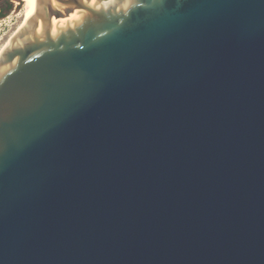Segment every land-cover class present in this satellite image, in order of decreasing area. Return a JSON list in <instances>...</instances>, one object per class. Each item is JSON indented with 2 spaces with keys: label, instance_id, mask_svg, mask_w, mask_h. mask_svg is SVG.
<instances>
[{
  "label": "water",
  "instance_id": "water-1",
  "mask_svg": "<svg viewBox=\"0 0 264 264\" xmlns=\"http://www.w3.org/2000/svg\"><path fill=\"white\" fill-rule=\"evenodd\" d=\"M35 3L0 50V264H264V0Z\"/></svg>",
  "mask_w": 264,
  "mask_h": 264
},
{
  "label": "rangeland",
  "instance_id": "rangeland-1",
  "mask_svg": "<svg viewBox=\"0 0 264 264\" xmlns=\"http://www.w3.org/2000/svg\"><path fill=\"white\" fill-rule=\"evenodd\" d=\"M24 4L25 0H11L8 4L9 9L3 12L4 16L0 17V48L20 23L24 14L22 12Z\"/></svg>",
  "mask_w": 264,
  "mask_h": 264
},
{
  "label": "bare ground",
  "instance_id": "bare-ground-1",
  "mask_svg": "<svg viewBox=\"0 0 264 264\" xmlns=\"http://www.w3.org/2000/svg\"><path fill=\"white\" fill-rule=\"evenodd\" d=\"M35 1L36 0H25V4L22 9V12H24V14L21 18V21L16 27V29L14 30V32L8 37L6 42L1 46L0 50L4 47V45L8 42V40L14 35L16 30H18L19 26L33 14V12L35 11V7H36Z\"/></svg>",
  "mask_w": 264,
  "mask_h": 264
},
{
  "label": "trees",
  "instance_id": "trees-1",
  "mask_svg": "<svg viewBox=\"0 0 264 264\" xmlns=\"http://www.w3.org/2000/svg\"><path fill=\"white\" fill-rule=\"evenodd\" d=\"M1 9H2V12L0 13V17H1V16H4V13H3V12H4L5 10H8L9 8L6 7V8H1Z\"/></svg>",
  "mask_w": 264,
  "mask_h": 264
},
{
  "label": "flooded vegetation",
  "instance_id": "flooded-vegetation-1",
  "mask_svg": "<svg viewBox=\"0 0 264 264\" xmlns=\"http://www.w3.org/2000/svg\"><path fill=\"white\" fill-rule=\"evenodd\" d=\"M11 1H9L6 5H3L1 8H6V7H8L9 5V3H10Z\"/></svg>",
  "mask_w": 264,
  "mask_h": 264
}]
</instances>
